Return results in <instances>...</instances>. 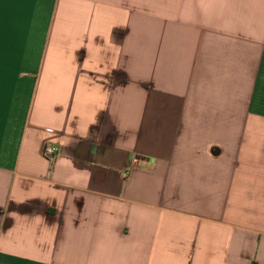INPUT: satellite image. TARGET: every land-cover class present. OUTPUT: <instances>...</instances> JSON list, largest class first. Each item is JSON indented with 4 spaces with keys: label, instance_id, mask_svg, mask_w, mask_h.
<instances>
[{
    "label": "crops",
    "instance_id": "obj_1",
    "mask_svg": "<svg viewBox=\"0 0 264 264\" xmlns=\"http://www.w3.org/2000/svg\"><path fill=\"white\" fill-rule=\"evenodd\" d=\"M0 264H264V0H0Z\"/></svg>",
    "mask_w": 264,
    "mask_h": 264
},
{
    "label": "built area",
    "instance_id": "obj_2",
    "mask_svg": "<svg viewBox=\"0 0 264 264\" xmlns=\"http://www.w3.org/2000/svg\"><path fill=\"white\" fill-rule=\"evenodd\" d=\"M59 154V149L53 145L50 144H46L43 148V158L50 164L52 165L55 162V159L57 158ZM137 165V160H133V166L135 167ZM133 167V168H134ZM132 169V168H131ZM131 169H129L128 171H126L123 174V178L127 179L129 176V172L131 171Z\"/></svg>",
    "mask_w": 264,
    "mask_h": 264
}]
</instances>
